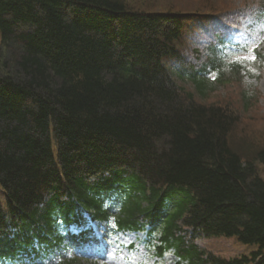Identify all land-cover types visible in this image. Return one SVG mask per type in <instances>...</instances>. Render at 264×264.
Listing matches in <instances>:
<instances>
[{
  "label": "trees",
  "instance_id": "16d2710c",
  "mask_svg": "<svg viewBox=\"0 0 264 264\" xmlns=\"http://www.w3.org/2000/svg\"><path fill=\"white\" fill-rule=\"evenodd\" d=\"M157 2L0 0V264L86 242L85 214L174 264H264V146L196 101L222 80L229 14ZM220 237L251 250L197 244Z\"/></svg>",
  "mask_w": 264,
  "mask_h": 264
},
{
  "label": "rangeland",
  "instance_id": "374dc122",
  "mask_svg": "<svg viewBox=\"0 0 264 264\" xmlns=\"http://www.w3.org/2000/svg\"><path fill=\"white\" fill-rule=\"evenodd\" d=\"M151 1L162 2H157L158 7H163L166 2L176 4L177 8L183 10H191L207 3L215 8L216 11L212 12L220 14L228 12L229 21L222 33L227 38L225 45L219 46L218 56H223L229 63L237 61L241 65L224 69L221 81L216 82L217 75H211V80L216 83L204 99L197 97L196 101L205 106H220L238 115L239 121L233 129L232 137L237 142L250 140L254 145L262 148L264 146V63L257 58L253 60L252 57L255 56V50L264 56V21L249 16L241 24L236 19L248 10L253 11L257 0H131L138 8L148 7ZM237 45H242L245 51H238ZM259 172L264 177L261 167ZM94 232L98 240L103 238L101 232H97L96 229ZM110 241L123 242L127 246L134 242V238L133 235H120L116 239L111 238ZM201 244L224 258L237 257L251 250L247 246L238 244L234 239H207ZM118 249L119 255L115 254L116 247L112 244L103 248V256H100V253L96 254L93 247L89 248L86 254L82 252L75 254L80 256L78 264H139L140 262V264H154V259L145 257L141 246L135 247L136 251L133 253H129L126 248ZM69 251H72V248ZM56 262L54 261L53 264ZM170 263V258L166 257L160 264Z\"/></svg>",
  "mask_w": 264,
  "mask_h": 264
},
{
  "label": "snow or ice",
  "instance_id": "6c2138e0",
  "mask_svg": "<svg viewBox=\"0 0 264 264\" xmlns=\"http://www.w3.org/2000/svg\"><path fill=\"white\" fill-rule=\"evenodd\" d=\"M252 59H253V60H255V59H256V57H255V56H253V57H252Z\"/></svg>",
  "mask_w": 264,
  "mask_h": 264
}]
</instances>
